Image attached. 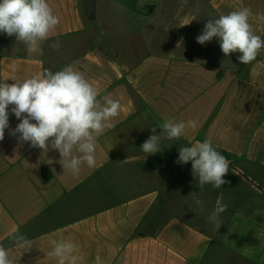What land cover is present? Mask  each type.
I'll return each mask as SVG.
<instances>
[{
    "label": "crops",
    "instance_id": "crops-1",
    "mask_svg": "<svg viewBox=\"0 0 264 264\" xmlns=\"http://www.w3.org/2000/svg\"><path fill=\"white\" fill-rule=\"evenodd\" d=\"M48 2L60 23L37 51L0 33V82L78 61L121 109L97 139L96 167L79 176L57 151L20 145L10 112L0 141V246L13 264H57L48 253L61 239L77 247L79 264L97 255L103 264H264V48L244 65L216 38L196 41L209 19L245 7L264 39V0H96L90 15L84 0ZM181 121L195 127L179 139L165 133L154 155L140 149L151 128L160 134ZM206 139L228 161L219 189H200L190 162L176 163L179 147ZM218 199L228 207L216 230L207 218ZM17 231L30 248L16 245Z\"/></svg>",
    "mask_w": 264,
    "mask_h": 264
},
{
    "label": "clouds",
    "instance_id": "clouds-1",
    "mask_svg": "<svg viewBox=\"0 0 264 264\" xmlns=\"http://www.w3.org/2000/svg\"><path fill=\"white\" fill-rule=\"evenodd\" d=\"M252 16V11L245 7L209 19L196 41L204 45L216 38L225 56L239 52L238 60L244 65L250 64L264 48V39L255 33L250 23ZM257 18L264 20V14H258ZM59 23L48 0H0V33L14 36L17 42L27 46L29 53L37 51ZM59 46V43L53 45L54 48ZM76 63L78 61H73L55 72L46 69L11 83L0 82V141L5 137V130L10 128L11 112L19 120L11 129L18 143H29L32 148L41 149L44 155L57 151L58 162L73 176H79L84 166L96 167L97 139L114 128V120L121 109L120 100L112 93L101 95L83 72L74 68ZM186 127H195V123L166 122L160 134H156L153 127L152 135L140 149L147 156L154 155L161 151L160 140L165 133L169 140L179 139ZM189 162L200 189L206 184L219 189L228 183L224 179L229 167L227 158L213 147L212 141L206 139L179 147L176 163ZM227 207L218 199L207 218L216 230L222 226L220 216ZM13 240L19 247H31V241L18 231ZM52 243L48 255L56 258L57 264H79L82 258L76 255L78 249L72 242L61 239ZM0 264H13L9 250L3 246H0ZM95 264H103L99 255L95 257Z\"/></svg>",
    "mask_w": 264,
    "mask_h": 264
},
{
    "label": "water",
    "instance_id": "water-1",
    "mask_svg": "<svg viewBox=\"0 0 264 264\" xmlns=\"http://www.w3.org/2000/svg\"><path fill=\"white\" fill-rule=\"evenodd\" d=\"M96 0H84V8L88 15L94 12ZM191 165V162H190Z\"/></svg>",
    "mask_w": 264,
    "mask_h": 264
},
{
    "label": "trees",
    "instance_id": "trees-1",
    "mask_svg": "<svg viewBox=\"0 0 264 264\" xmlns=\"http://www.w3.org/2000/svg\"><path fill=\"white\" fill-rule=\"evenodd\" d=\"M258 189H260L259 187H257ZM261 190V189H260ZM262 191V190H261ZM263 193H264V191H263Z\"/></svg>",
    "mask_w": 264,
    "mask_h": 264
},
{
    "label": "rangeland",
    "instance_id": "rangeland-1",
    "mask_svg": "<svg viewBox=\"0 0 264 264\" xmlns=\"http://www.w3.org/2000/svg\"><path fill=\"white\" fill-rule=\"evenodd\" d=\"M258 183V182H257ZM259 185H260V183H258ZM260 186H262V185H260Z\"/></svg>",
    "mask_w": 264,
    "mask_h": 264
}]
</instances>
